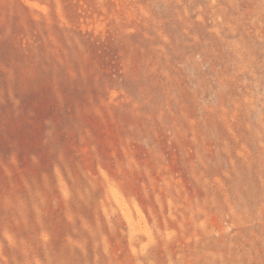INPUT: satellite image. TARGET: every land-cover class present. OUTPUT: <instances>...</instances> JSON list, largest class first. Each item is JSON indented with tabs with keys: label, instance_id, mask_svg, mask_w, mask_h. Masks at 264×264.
<instances>
[{
	"label": "clouds",
	"instance_id": "9594fccd",
	"mask_svg": "<svg viewBox=\"0 0 264 264\" xmlns=\"http://www.w3.org/2000/svg\"><path fill=\"white\" fill-rule=\"evenodd\" d=\"M163 3L184 26L187 42L183 50H177L162 32L163 45L151 54L131 45L142 26L162 23L150 0H116L111 12L101 0L104 15L89 24L118 34L128 44L119 53V76H111L112 80L138 77L149 86L155 84L173 102L170 115L178 121L183 168H174L161 152H154L150 160L138 159L143 146L137 134L144 130L139 121H151L148 130L154 141L161 134L174 133L161 128L158 118L144 117L140 101L127 97L119 87L106 86V101L97 114L127 102L134 117L129 129L132 135L117 132L118 147L125 157L117 165L118 175L98 162L95 172H83V182L78 183L61 157L51 173H42V182H37L24 176L13 156L3 166L8 187L0 183L4 216L0 219V264H74L77 257L89 264L90 248L95 253L92 264H264V60L250 53L241 36L238 46L243 54L225 70L203 48L197 31L200 26L220 36L225 27L233 34L243 29L245 36H255L264 44V0H246L247 6H242V0ZM42 8L43 17L50 19L51 6ZM55 14L61 27H72L59 0ZM210 93L215 102L206 99ZM217 123L223 125V134L209 137L208 127ZM44 135L50 138L52 131ZM31 161L39 170L40 157L33 155ZM139 172L149 182L141 184L145 196L149 187L159 189L155 202L160 215L166 211L167 216L160 225L155 215L151 224L141 215L138 224H128L121 239L114 240V224L121 218L111 187L123 190L121 177ZM154 172L163 176L161 183ZM96 192L100 198L95 201L93 225L74 213L72 204L77 200L88 204ZM61 209L72 227L58 247V233L46 218Z\"/></svg>",
	"mask_w": 264,
	"mask_h": 264
},
{
	"label": "rangeland",
	"instance_id": "374dc122",
	"mask_svg": "<svg viewBox=\"0 0 264 264\" xmlns=\"http://www.w3.org/2000/svg\"><path fill=\"white\" fill-rule=\"evenodd\" d=\"M56 2L0 0V183L8 187L3 166L9 165L13 156L24 176L37 182H42V173H51L52 165L60 162L61 157L78 183L83 182V172H95L98 162L118 175L117 165L125 162V157L118 147L117 132L132 135L129 129L134 117L127 102L97 114L106 101V86L119 87L127 97L140 101L144 117L158 118L161 128L174 133V136L161 134L159 140L154 141L153 133L148 130L151 121H139L144 124V130L137 134L143 146L137 153L138 159L150 160L154 152H161L174 168H183L185 157L176 131L178 121L170 115L174 110L173 102L155 84L149 86L138 77L111 79V76H119V53L128 44L118 34L106 32L100 25L93 29L89 24L94 17L104 15L99 6L101 0H59L72 25L70 28L61 27L55 14ZM150 2L155 5L157 18L162 23L142 26L131 39V45L151 54L153 48L163 45L159 34L162 32L171 38L177 50H183L187 42L184 26L170 10H165L163 0ZM45 4L51 6L50 19L41 14ZM104 4L111 12L116 0H104ZM242 6H247L246 0H242ZM211 27L209 21L208 28ZM197 31L203 48L214 55L218 65L225 70H230L235 58L243 54V49L238 46L241 36H244V46L250 53L264 60V44L255 36H245L243 29L233 34L225 27L220 36L200 26ZM206 99L215 102L211 93ZM49 121L50 124L46 123ZM48 130L52 131L50 138L44 135ZM207 131L209 137H217L224 129L217 123L210 125ZM33 155H38L42 161L39 170L33 168ZM153 174L161 183L163 176ZM16 179L19 180V176ZM121 180L123 190L114 185L111 187L114 208L121 218L114 224V240L121 239L120 233L127 231L128 224H138L141 215L149 224L155 215L157 222L163 225L167 212L160 215L159 205L155 202L159 189L153 191L149 187L145 196L141 184L149 182L142 172L125 174ZM99 198L100 193L96 192L88 204L74 201L72 210L95 225V201ZM3 218L0 212V219ZM46 222L56 229L58 247L62 246L64 233L72 227L64 218V210L50 212ZM94 255L90 248L89 264ZM74 264H83V260L77 257Z\"/></svg>",
	"mask_w": 264,
	"mask_h": 264
}]
</instances>
